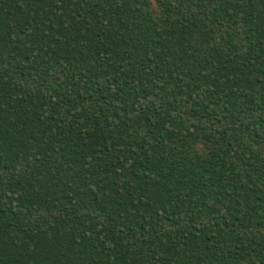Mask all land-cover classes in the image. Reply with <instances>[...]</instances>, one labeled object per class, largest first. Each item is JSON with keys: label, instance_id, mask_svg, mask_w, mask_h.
<instances>
[{"label": "trees", "instance_id": "1", "mask_svg": "<svg viewBox=\"0 0 264 264\" xmlns=\"http://www.w3.org/2000/svg\"><path fill=\"white\" fill-rule=\"evenodd\" d=\"M0 264H264V0H0Z\"/></svg>", "mask_w": 264, "mask_h": 264}]
</instances>
